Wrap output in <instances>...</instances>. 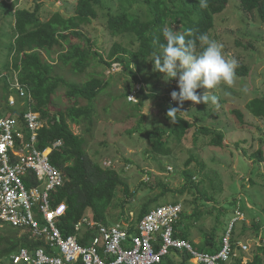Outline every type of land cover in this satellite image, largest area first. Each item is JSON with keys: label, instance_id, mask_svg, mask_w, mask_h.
Instances as JSON below:
<instances>
[{"label": "rangeland", "instance_id": "rangeland-1", "mask_svg": "<svg viewBox=\"0 0 264 264\" xmlns=\"http://www.w3.org/2000/svg\"><path fill=\"white\" fill-rule=\"evenodd\" d=\"M77 1L4 0L5 3L14 4V8L12 10L0 8V71L3 68L2 64L8 59V45L15 39L16 9L34 10L37 4H42L40 16L47 20L57 11L65 16L74 14ZM124 10L140 15L144 19L149 17L145 0H103L98 17L83 27L84 34L81 37L74 36L69 44L80 45L83 49L92 46L103 54L105 59H108L115 42L137 49L138 44L131 45L129 36H114L107 28L110 15ZM214 20L215 25L209 34L210 39L223 44L225 56L235 58L236 69L245 66L248 74L242 75L235 69L236 75L232 86L221 83L217 89L212 90L213 94L218 96L215 105L211 102L206 105L203 103L194 105L191 101L184 102L181 109L184 112L179 114L195 122V126L187 131L178 146L173 142V138L170 140L174 149L170 156L149 151L147 132L157 125L171 129L173 124L166 113L170 106H178L172 101L170 94L173 90L179 91V89L175 78L166 83L163 74L158 80L152 76L154 71L151 58L141 71L140 67L133 64L134 70L138 71V76L142 79L141 83L125 69L124 65L107 69L105 63H94L93 67L90 66L82 74L62 68H57L56 72L67 81L76 83L86 82L94 73L111 78L110 85L93 102L96 115L92 131L87 130L88 124L79 125L70 122L74 133L86 138L85 147L88 155L103 167L116 169L129 185L131 192L136 193L134 198H127L125 213L122 214V209L118 206L112 205L109 208L110 225L134 222L142 202L150 195L160 193L162 188L158 187V182L165 181L175 193H168L159 205L179 200L183 209L189 214H192L198 206L199 211H203V217L198 222L187 223L191 237L196 243L204 239L206 232L219 225V221L220 237L224 228H229L234 219L239 217L237 212L243 207L242 217L236 220L235 225V232L239 238L235 249L237 256L226 264H234L237 259H241L246 264L259 253L263 257L262 264H264V254L259 250L264 244L262 241L264 239V120L246 111V105L250 100L264 96V24L256 12H243L240 8V0H228L226 9L216 14ZM67 47L69 48V45ZM45 56L52 62L57 59V57L51 58L48 53H45ZM14 75H18L16 70L13 72ZM4 83L7 84L5 78ZM135 85L137 89L144 86V93L152 95L149 98L145 97L143 105L137 110L132 103H136L138 98L136 101L134 100L136 95H133V101L129 98L134 92L128 94V98L124 96L129 90L134 91ZM245 87L247 91L243 90ZM66 91V87L59 88L55 98L58 106L64 105L62 103L68 99ZM197 91L203 93L205 89ZM58 106L52 107V112L57 110ZM233 109L245 111V124L239 122ZM140 123H142V131L130 133L135 131ZM202 127L223 132L225 134L223 146L211 145L212 134L207 135L202 132ZM259 149L263 150V159L255 155ZM188 160L192 161L189 166L186 164ZM189 169L194 172V181L199 183L198 188L186 187V178L183 174ZM150 171L153 174H149ZM143 182L153 184L156 189L143 186ZM116 196L114 204L117 205L126 199L122 187L118 188ZM209 209L212 211H208ZM86 214L94 215L91 210ZM255 218L261 219L263 225L257 235L254 231ZM244 228L247 230L242 236ZM12 229L8 225L0 226V235L9 236L13 232ZM18 237H22L21 232ZM240 243L248 244L249 249L243 251ZM169 256L173 258L174 264L184 262L182 255L172 253ZM162 264H169L168 260ZM184 264L197 263L191 260Z\"/></svg>", "mask_w": 264, "mask_h": 264}, {"label": "trees", "instance_id": "trees-1", "mask_svg": "<svg viewBox=\"0 0 264 264\" xmlns=\"http://www.w3.org/2000/svg\"><path fill=\"white\" fill-rule=\"evenodd\" d=\"M145 3L149 11V17L146 19L140 15L131 14L127 10L110 15L108 30L114 36H129L131 45L138 44V48L132 49L122 43L115 42L108 54V59H105L103 54L93 49L92 46L83 49L80 45L69 44L74 36L81 37L84 34L83 27L92 23L98 17L103 0H78L74 14L65 16L57 11L47 20L42 19L40 16L42 4H37L34 10L18 8L14 12L15 39L8 45V59L2 64L3 68L0 73L8 82V78L12 79L13 72L16 70L19 80L27 86L35 100L34 108L41 111L43 117L47 119L48 124L40 132V148L44 149L57 140L63 141V145L52 152L51 162L64 172L65 183L52 192L51 200L55 205L62 201L67 203V213L58 222L59 227L66 235L73 232L72 224L81 219L89 210L94 213L97 220L106 223H108V210L112 205L120 207L122 214L125 213L127 210L125 209L126 204L128 203L127 198H134L136 193L131 192L129 185L121 178L116 169L103 167L101 163L88 155L85 147L86 138L83 135L74 133L70 126V122L79 125L88 124L87 130L92 131L96 115L93 102L110 85L111 78L94 73L86 82H69L56 72L57 68L82 74L90 66L93 67L94 63H105L107 69H111L114 63H120L141 83L142 79L138 76V71L134 70L133 64L140 67L139 70L141 71L150 58L153 60V52L159 51L158 43L165 42L161 34L162 27L168 26L173 28L174 31L181 30L182 33L186 34V40L195 39L204 33L209 35L215 25V15L226 9L228 0H207V7H201L198 0H145ZM13 6L14 4L11 5L5 3L4 0H0V8L5 7L12 10ZM240 8L245 13L256 12L264 24V0H240ZM189 30H191V35H188ZM67 45H69V48ZM200 51L202 49L197 40V52ZM45 53H48L51 58L57 57V59L52 62L45 56ZM236 72L247 75L248 69L243 66L236 69ZM152 76L158 80L161 78L162 73L153 72ZM61 86L67 88L66 95L68 99L62 103L64 105L58 106L55 98ZM8 87L7 83L2 90L6 92ZM133 92L136 99L138 98L136 103H132L136 106L135 110L143 105L145 97L152 96L144 93V86L137 89L136 85L134 91L130 92L129 90L124 96L128 98V94ZM2 98H6V95L3 94ZM56 106H58L57 110L55 109L52 112V107L55 108ZM246 111L254 117L264 120V96L250 100L246 105ZM233 113L238 117L237 119L241 124H245V111L233 109ZM177 116L179 121L173 124L170 130L166 126L157 125L147 132L148 146L151 153L170 156L174 152L170 140L173 138V142L178 146L187 131L195 126V122L181 116L179 113ZM142 129V123H140L135 131H130V133H139ZM201 131L207 135L212 134L211 145L223 146L225 139L223 132L212 131L209 127H202ZM255 155L259 159H263V150L259 149ZM191 162L188 160L187 166ZM148 173L153 174L151 171ZM183 175L186 178L187 188L199 187V183L194 181L193 171L190 169L185 170ZM158 184L162 191L156 195H150L142 202L137 211V219L132 222L131 233L138 232L136 223L154 207L159 206V203L164 200L162 198L170 192L175 193L167 182L159 181ZM142 185L150 187L152 190L156 189L151 183L143 182ZM120 187H122L126 199L117 205V203L114 204V200ZM181 191L183 192V190ZM205 195L207 197V194ZM208 198L213 199V197ZM173 203L180 202L176 200ZM198 207L194 209L192 214L183 209L181 218L175 223V237L190 240L197 249L202 251L216 253L223 247L228 227L224 228L219 237V221V225H215L210 232L205 233L204 239L200 243L194 242L187 223L190 221L198 222L203 217V211H199ZM240 208L241 210L244 209L243 207ZM208 211H212V209ZM235 225L236 222L231 234L233 250L237 248L239 242ZM262 227L261 219L255 218V235L259 234ZM246 230V228L243 229L242 236L246 234ZM11 231L13 232L9 236L0 235V259L3 260L2 264H11L8 257L19 247H31L39 244L29 240L27 234L18 237L19 230L17 229ZM259 250L264 254V244L259 247ZM172 253L182 255L183 264L191 261V255L187 252L174 249ZM166 260L169 264L174 263L169 255L163 259L162 263ZM262 263L263 257L259 253L246 264ZM222 264L225 263L222 262ZM234 264L244 263L241 259H237Z\"/></svg>", "mask_w": 264, "mask_h": 264}, {"label": "built area", "instance_id": "built-area-1", "mask_svg": "<svg viewBox=\"0 0 264 264\" xmlns=\"http://www.w3.org/2000/svg\"><path fill=\"white\" fill-rule=\"evenodd\" d=\"M7 83L5 92L0 75V226H11L39 243L19 247L8 257L11 264H161L174 249L189 253L197 264H226L237 256L231 234L243 212H237L239 217L228 228L223 247L210 253L175 237V223L183 213L181 203L154 207L136 223L137 233L130 231L133 221L110 225L85 214L72 224V233L64 234L58 222L67 213V203L55 205L51 200L52 192L65 183L64 172L51 162L52 152L63 141L40 148V132L47 119L34 108L35 100L18 75ZM240 245L243 251L249 249L248 244Z\"/></svg>", "mask_w": 264, "mask_h": 264}, {"label": "clouds", "instance_id": "clouds-1", "mask_svg": "<svg viewBox=\"0 0 264 264\" xmlns=\"http://www.w3.org/2000/svg\"><path fill=\"white\" fill-rule=\"evenodd\" d=\"M201 7H207V0H198ZM164 43H158L159 51L153 52V71L163 74V80L167 83L171 79H177L179 91L171 92L172 101L178 106H170L167 117L172 124L178 123V113L185 101L196 104H217L218 96L212 90L223 83L228 86L234 84L237 60L227 58L223 52V44L210 39L207 33L201 34L195 39H187L186 34L174 31L173 28L164 26L161 29ZM189 30L188 35H191ZM197 40L202 51L197 52ZM198 89H205L198 93ZM247 91L245 87L243 89ZM133 99L132 97H129Z\"/></svg>", "mask_w": 264, "mask_h": 264}, {"label": "crops", "instance_id": "crops-1", "mask_svg": "<svg viewBox=\"0 0 264 264\" xmlns=\"http://www.w3.org/2000/svg\"><path fill=\"white\" fill-rule=\"evenodd\" d=\"M174 254H176V253H174ZM176 255H178V254H176ZM172 259H173V258H172ZM174 263H175V262H174ZM174 263H173V264H174ZM194 263H196V262L194 261ZM171 264H172V263H171Z\"/></svg>", "mask_w": 264, "mask_h": 264}]
</instances>
